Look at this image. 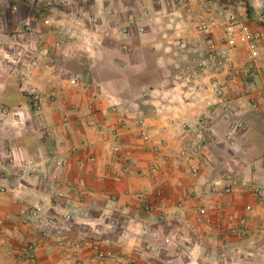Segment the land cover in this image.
<instances>
[{"label": "crops", "instance_id": "obj_1", "mask_svg": "<svg viewBox=\"0 0 264 264\" xmlns=\"http://www.w3.org/2000/svg\"><path fill=\"white\" fill-rule=\"evenodd\" d=\"M53 1L0 0V5L14 14L9 17L16 18L19 24L15 31L22 25L34 29L32 36L23 34L12 39L4 29L0 30V186L19 187L14 194L16 197L0 193V218L7 220L5 245L0 246V264H98L93 259L96 244L109 256L115 255L114 260L104 264H264V237L233 238L224 244L221 237L205 232V244L195 248L190 258L174 256L172 246L160 254L153 251L162 245L166 235L181 232L184 223L192 221L193 203L184 202V196L192 191L204 193L206 180L211 175H208V165L198 177L189 175L188 166L169 167L175 159L178 142L185 138L184 128H194L200 120L206 119L211 131L222 142L212 146L214 156V148L230 146L224 137L233 132L232 122L237 117L247 125V131L234 138L232 147L243 148V144L253 141L264 146V0H255L254 15L251 12L250 19L244 16L250 29L261 35L259 58L248 61L244 51L239 50L228 62H225L221 29L211 41L203 43L201 39L190 38L196 33L183 23L187 17L185 13H197L199 7L206 6V0H162L168 2L166 10L156 9L154 0L142 1L148 14L144 21L146 33L131 38L129 54L115 50L118 55L111 77L104 63L94 64V59L88 61L87 70L81 71L86 76L87 90H63L65 96L62 98L67 102L62 107L73 110L69 126L62 128L55 138L42 140L34 133L39 121L27 106L25 92L28 79L43 90L42 96L52 92L45 83L50 78L43 76L41 63L53 66L43 54L47 39H53V36L48 37L49 32L43 26L45 18L56 17L45 8ZM56 1L68 3L71 0ZM94 1L91 2L94 14L106 22L111 17V5L125 4L126 0ZM82 8L79 7V11L84 12ZM0 12L3 15L2 10ZM144 15L146 17V13ZM1 18L2 26L5 24ZM254 19L261 24L254 25L255 22H251ZM6 27L11 31L14 24ZM13 51L23 52L26 58L14 63ZM106 52L105 48L103 53L107 59L110 51ZM54 66L57 68L54 78L61 67L68 68L63 62ZM194 71L197 76L190 78ZM197 83L202 88L190 98V89L196 88ZM216 88L226 94L221 96L224 102L214 92ZM158 97L165 101L161 102ZM59 102L51 104L48 101L44 107L51 123L61 119ZM116 102L129 128L119 127L116 115L108 109L110 103ZM77 117L81 118L80 122ZM138 119L144 121L149 142L139 138ZM101 126L117 130L121 136L120 153H113V139L100 129ZM164 141L167 148L162 146ZM90 144L94 145L93 150ZM67 145L90 149L88 153L78 151L76 156L66 157L65 186L78 185L80 194L85 196L84 203H80L68 188L60 189V197H53L43 182L42 173L49 169L48 164L44 165L45 160L60 157ZM154 147H160L159 153ZM166 153L168 162L164 158ZM86 154H92L94 163L84 161ZM257 157L261 159L254 162H259L260 166L244 165L240 170L246 178L264 185V154L260 152ZM78 160L82 165L77 164ZM127 164L131 171L125 174L123 169ZM154 166L156 172L151 170ZM142 195L150 206L149 211L139 202ZM93 199L97 200V205L88 206ZM35 201L42 202L50 215L88 209L87 215L82 216L84 224L74 223L58 237L43 238L37 228L33 231L21 223L24 218H31L26 207ZM234 201L238 218L246 213L244 207L250 203L249 194L238 190ZM254 211L256 217L251 227L255 228L261 220V210L255 207ZM141 219L150 223L149 235H130L122 244L116 243L119 227L137 225ZM78 242L80 245L75 246ZM25 244H33L36 248L33 262H27L18 253V248ZM146 244L152 245L153 250L146 251Z\"/></svg>", "mask_w": 264, "mask_h": 264}, {"label": "built area", "instance_id": "obj_2", "mask_svg": "<svg viewBox=\"0 0 264 264\" xmlns=\"http://www.w3.org/2000/svg\"><path fill=\"white\" fill-rule=\"evenodd\" d=\"M52 3H48L45 7L46 11L49 13L52 11ZM139 12V13H135ZM144 13L140 11L131 10L129 16L121 26L116 25L117 30L122 29V37L127 40L128 38L134 37L136 34H145L146 28L144 25L145 21ZM98 21L91 17H73L69 21H64V23L56 22L51 24L50 18H45L43 20V26L48 30H51L57 35H64L61 39H57V42L51 46L50 49L46 51L53 50L52 54L58 56V51L61 50L63 56L69 57L72 55L71 52L73 45L76 41L86 40L87 35L91 33V30L96 28ZM122 23V22H121ZM121 27V28H120ZM120 28V29H118ZM198 32L202 37H206L211 41L212 36L221 29L224 42V52L226 55L225 62L230 61V58L234 57L239 50H243L245 57L248 61H255L260 56V41L261 35L257 32H253L249 25L243 21L234 18L232 15L225 18H215L212 14L203 18L198 23ZM23 34L34 35V29L30 25H26L23 28ZM27 32V33H26ZM20 36V35H19ZM95 44V49H100L103 44V38H93L92 40ZM100 45V46H99ZM127 45V46H126ZM123 50L130 51L131 47L129 44H123ZM55 53V54H54ZM30 61V60H29ZM200 66V65H199ZM196 71L190 74V78L197 76ZM65 82L68 85L66 87L76 88L84 84V79L81 75L70 73L65 71ZM60 84H58L59 86ZM202 85L197 84L196 88L190 89V98L195 96ZM32 96V106L36 114L41 113L42 102L40 94L35 91L27 90ZM214 92L221 99V96L226 95L222 89L216 88ZM57 95V94H56ZM52 95V98H56ZM225 103H229L227 99H224ZM221 102H224L221 99ZM229 105V104H228ZM230 109V105L228 106ZM111 114H115L117 117V123L121 128H129V125L125 119V115L119 114L117 105L110 106L108 108ZM119 114V116H118ZM69 121L64 118L63 125H67ZM138 126H140L139 138L144 142H149L150 137L148 135L147 128L144 127V121L138 119ZM233 132L227 133L224 139L228 142L230 146L234 145V138L239 137L247 131V125L241 120L235 117L232 122ZM63 127V126H62ZM184 139L178 142L177 149L174 151L173 157H175L173 162H170L169 167L174 165L188 166V173L192 177H198L202 173L203 167L206 165L218 168L219 172L217 175H209L206 182L207 186L204 193L197 194L195 191L188 192L184 196V202L193 203V219L190 222H186L183 225L181 232H175L171 235H166L163 238V243L161 246L153 250L152 245L146 244L144 249L146 251H154L160 254L168 246H172L173 255L179 258H190L193 256L194 249L200 248L205 244L206 233H214L221 237L224 244L229 241V239L237 238L246 240L250 237H264V220L260 222V225L251 227L253 221L256 217L254 211L255 207L261 210V217L264 218V185H258L251 179L246 178L241 170L234 169L232 165H224L223 160L220 157H214L211 153L212 146L216 144H222L216 137V135L211 131L208 126V121L206 119L200 120L194 128L187 126L183 129ZM113 139L112 151L113 153H120L122 145L119 143L121 136L117 130H112L106 132ZM45 135L52 136L51 132L48 130ZM164 148H167V143L164 141ZM155 152L160 151V147H154ZM165 159H169L168 153L164 156ZM87 161L94 163V157L88 156ZM57 163L58 168H63L66 166L65 160H60ZM82 162H78V165H82ZM130 164V163H129ZM127 164L124 165V173L130 171L131 166ZM154 171V168H151ZM17 175V174H16ZM19 177V175H18ZM44 177V176H43ZM46 178V177H45ZM53 182L56 183L57 187L55 190H60L63 184H59L60 174L57 172L52 176ZM21 186V185H20ZM69 191H71L78 198L80 203H84L85 196L80 194L78 185H69ZM18 191L17 188L11 189V191ZM247 192L249 194L250 203L245 204L246 213L242 216H236L234 210L236 209V204L234 201V194L238 191ZM84 200L82 201V198ZM82 201V202H81ZM97 202L93 199L90 204ZM139 202L145 209L149 211L150 206L148 205L144 196H140ZM183 202V203H184ZM184 207V205H182ZM27 210L30 212L31 218H25L23 223L26 224L27 221H33L38 228L40 235L43 238L58 237L63 234L66 230L68 231L72 224L83 223L82 216L84 212L82 210L78 212H64L62 215H50L48 209L45 208L42 202L35 201L30 202L27 205ZM139 224H128L121 228L119 227L117 242L122 244L125 242L130 235L134 236H147L151 232V225L146 219H141L138 221ZM4 221L0 219V234L5 232ZM202 229V230H201ZM206 230V231H204ZM107 243L109 240H105ZM64 245V243H63ZM80 242L76 243L75 246H79ZM94 255L93 259L98 264H104L107 259L115 258V255H108L104 250H102L99 244L94 245ZM35 246L33 244H25L18 248V253L23 256L27 262H33L35 260Z\"/></svg>", "mask_w": 264, "mask_h": 264}, {"label": "rangeland", "instance_id": "obj_3", "mask_svg": "<svg viewBox=\"0 0 264 264\" xmlns=\"http://www.w3.org/2000/svg\"><path fill=\"white\" fill-rule=\"evenodd\" d=\"M142 1H145V0H126L125 4H123V2H118V4H115V5L112 4L111 9H110V16L111 17L109 19H107L106 22L101 20L99 17H97L96 14H94V10L92 9V3L95 2L94 0H71V1H68V3L64 2V1H56V0L53 1L52 6H51L52 11L50 13L53 16L56 15V17H49L52 25L55 24L56 22L64 23V21H69V19H71L73 17L90 18V16L95 18V20H97L98 23H97L96 28L91 30L89 37L87 35L86 40H79V41L75 42V44L73 45L72 50H71V52H73V53L69 57L63 56L61 54V50L58 51V56L57 55L54 56L52 54L53 50L52 51L51 50L46 51L47 49H50L51 46L57 42L58 38L61 39V37L62 38L64 37V35H61V34L57 35V34L53 33L51 30H48L46 28L49 32V33H47L48 37L51 36V38H52V36H53V39H51V41H49V39H47V42H46L47 45L46 46L44 45V48H46V49H45V51H43L44 52L43 54H44V56H46L49 59V60H47L48 63L50 62L53 66L51 67L49 65H46L47 62L45 64L41 63V65H42V67H44V69L42 70L43 76H48L50 78V80H46L45 83L48 84L47 86H49V90H51L53 93L51 92V95L48 93L46 96L45 95L42 96V94H40V92H42L43 90H40L39 88H37V85H35V83L29 81V79L26 80L27 81V83H26L27 88L26 89L31 90L32 92L35 91L36 93L40 94L39 96H40L41 102H42V109H41V113L36 114L34 112L35 116L38 118V121H39V124H37V128L35 129L34 133H37L39 135V137L42 138V140L55 138L56 134L59 133V131L62 128L65 129L69 126L70 121L72 119L73 110L70 111L66 108H63V107H65V104L67 102L66 98H65L66 101H64V99L62 98V96H65V95H63L64 94L63 90H64V88H66L68 90H74V91H85V90H87L86 87H87L88 83L86 81V76L84 74H81L82 73L81 71L85 72L84 70H87L89 60L93 61V59H94V64L96 62L97 63L98 62L104 63L106 65L105 70H107V72L109 73V76L111 77L112 73L114 72L115 61H117V55H118L117 53L120 52V53H124L125 55H127L131 52V50L125 51L122 48L123 44L124 45L129 44L131 47V44H130L131 38H128L127 40H125L121 35L122 34V32H121L122 29H120L121 27L118 28L120 30H117L116 25L119 23L118 26H121L123 24V22L128 20L127 16H129V14L131 13V10H133V11L137 10L139 7H141V10H142V11L140 10L141 13H144V14L146 13V17H144V18H145V20H147L148 14L146 11V4H141ZM256 1H258V0H256ZM154 2H155V4L154 3L153 4H154L156 9L166 10L168 8V2H164L162 0L161 1L154 0ZM254 2H255V0H206L204 2V4L206 6L199 7L198 8L199 11L197 12L198 14L195 13V14H193L194 15L193 16L191 13H185V14H187V17H186V21H184L183 23H186L187 26H189V28L191 30H194L196 33L195 36L190 37V38H193L195 40L201 39L200 40L201 42L207 43V42H209V39L206 37H202L199 34L198 28H197L198 23L203 18H206L210 14H212L215 18H225L227 16L232 15L234 18H237L238 20L243 21L249 25V23H247L248 21L247 22L245 21L244 16H246L248 19H250L251 18L250 13L253 12V15H254V7H253ZM79 7H81V8L83 7L82 10H84V12L79 11ZM0 8H1L0 11L2 10V13H3V15H1V12H0V16H2V18H1L2 22L5 24V25L2 24V26L0 25V30L4 29L6 31L7 36L10 39H12L13 37H15L17 35L18 36L23 35V30H24L23 28L26 26L22 25L19 27V29H17L15 31V29L17 28V26H19V24L16 22V18L14 19V18L9 17V15H14V14H12L11 10H9L5 7H2L1 5H0ZM101 8H102V6H100V9ZM124 8H128V9L124 10ZM14 11H16V9H14ZM57 14H59V15H57ZM60 14H63V16ZM247 14H249V15H247ZM165 15L166 14H164L163 16H165ZM180 19H183V18H180ZM167 21H168V19H167ZM253 21L255 22V19L252 20L251 22H253ZM13 24H14V28H10L13 30L8 31L9 28H7L6 26L9 25L11 27ZM259 24H261V22L256 21L254 25H259ZM100 37L103 38V44L101 45L102 47L98 50V49H95V44L92 40H93V38H97V39L99 38L100 39ZM198 37H200V38H198ZM105 48L107 51L106 54L110 51L107 59H106V57H104L105 54L103 53ZM17 50H19V49H17ZM115 50L117 51V53ZM13 53H14L13 58L15 59L14 63H16V64L19 63L20 59L26 58V54L24 55L23 52L21 53L20 51H17V52L13 51ZM39 55L41 56V58H43L41 54H39ZM100 55H102V56H100ZM28 61H29V59H28ZM39 61L43 62L42 59H39ZM57 62H59V63L63 62L65 64H67L68 68L61 67V69L59 71L57 70L59 75L57 76V78H54V76L57 75V73H56L57 68H55V66H54L55 64H57ZM30 65H32V64H30ZM201 65L205 66V64H201ZM52 68H54L53 73L51 72ZM28 69L30 70V66ZM65 71L81 75L84 79V84H82L81 86L76 87V88H71L68 86L66 87V85H68V84H67V82L63 81V79H62V78H65L67 80V77L65 76ZM60 77H62V78H60ZM58 84H60V85L58 86ZM197 84H199V83H197ZM45 86L46 85L43 84V87H45ZM52 95H56V96H53L56 98H52L51 97ZM158 98H159V100L161 99L160 100L161 102L165 101L164 98H160V97H158ZM158 98L154 99L153 102L155 101V103H156ZM174 100H176V99H174ZM45 101H47V102L49 101V102H51V104L53 102H56V101H58V102L61 101V102H59L60 103V105H59L60 111L59 112L61 114V119L59 120L58 123H51V122H49V120H47V116H46L45 111H44V107L46 106V103H47ZM109 105L110 106L117 105V109L119 108L118 107L119 104L117 102L116 103H110ZM118 112H119V109H118ZM64 118H66L69 121V123L67 125H63V119ZM77 120H78V122H80L81 118L77 117ZM100 129L103 130L104 132H109V131L115 130V128L114 129L105 128L104 126H101ZM48 130L52 134V136H50V137L45 135V132H47ZM256 143L253 141V142H249L248 145L243 144V148H233L232 146L216 147L213 149V153L215 154L214 157H220L223 160L224 165H226V166L232 165V167L234 169L240 170V167L244 166V165L245 166L250 165L253 167L255 164L259 165V162L258 163L254 162V160L259 161V159H261V158L257 157L258 153L262 152L264 154V146L260 147ZM228 147L230 149H225ZM89 148L91 150H93L94 145L89 146ZM90 149L79 148V147L77 148L75 146L67 145L64 147L65 153L61 154L60 157L55 158L52 161L48 160V159L45 160L44 165L48 164L49 169L44 171L42 173V175L44 174L43 182L45 185L48 186L46 188L48 193H50L53 197H55V196L60 197L61 196V194L59 193L60 190H55L57 185H56V183L53 182V179H52V176L54 174H56L57 172L60 174V180H58L59 184L64 185L60 189L68 188V186H65L66 178H67V172L65 171L67 168V158L66 157L68 155L76 156L78 154V151H81L84 153L87 151V153H88V151ZM91 155L92 154H90V155L86 154V157H85L86 160H84V161L89 163V164H92L91 162L87 161V157L91 156ZM253 155H255V158ZM251 157H253L254 159H252ZM60 160L66 161V166L63 168V170H62V168H58L57 163H56ZM78 162H80V160H78ZM153 168H154V171L156 172L157 168H155V166ZM207 168H209L208 175L213 174V176H215L219 172L218 168H213L210 166L209 167L207 166ZM130 171L128 173H130ZM258 185L261 186L263 184L258 183ZM15 188H17V190H18L19 187L17 185H16V187L11 186L8 188L0 186V193L1 194L7 193V194H10V195H13L14 197H16L14 194H17L18 191H16V190L11 191V189H15ZM67 192H69V191H67ZM138 199H140V197ZM85 205H86V202H85ZM96 205H97V202H95L94 204H91V207H95ZM87 211H88V209L87 210L85 209V211H83L85 215H87V213H86ZM0 219L4 221V224H6V222H7L6 219H3V218H0ZM23 220H25V218ZM23 220L21 221L23 226H26L28 228H32V230L37 228L36 230L38 232L41 230L33 222L34 220L32 222L27 221L26 224L23 223ZM263 220H264V218L261 217L260 222ZM260 222H259L258 226L260 225ZM34 225H35V227H34ZM36 230H35V232H36ZM6 234H7V226H5V232L0 234V246L5 245V241H6L5 235ZM256 238H258V237H250L249 239L254 240ZM3 256H4V254H3ZM108 260H114V258L113 259H111V258L107 259L106 261H108Z\"/></svg>", "mask_w": 264, "mask_h": 264}, {"label": "trees", "instance_id": "obj_4", "mask_svg": "<svg viewBox=\"0 0 264 264\" xmlns=\"http://www.w3.org/2000/svg\"><path fill=\"white\" fill-rule=\"evenodd\" d=\"M25 94L28 98V105L27 106L31 107L32 110L34 111L33 106H32V101H31L32 96L30 95V93L28 91H26Z\"/></svg>", "mask_w": 264, "mask_h": 264}]
</instances>
